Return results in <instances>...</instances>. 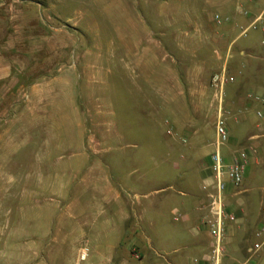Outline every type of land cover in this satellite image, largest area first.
<instances>
[{
	"label": "rangeland",
	"instance_id": "obj_1",
	"mask_svg": "<svg viewBox=\"0 0 264 264\" xmlns=\"http://www.w3.org/2000/svg\"><path fill=\"white\" fill-rule=\"evenodd\" d=\"M149 1L183 7L192 1L203 3L0 0V55L5 53L13 66L10 78L0 80V217L8 211L15 222L18 174L23 173L18 158L22 157L31 168V178L41 177V193L60 207L58 214L61 211L67 226L72 227L73 237L78 236L71 246L54 250L62 253L57 264H101L98 253H107L123 230L112 197L115 193L124 196L127 211L145 210L144 219L138 222L144 233L139 240L145 249L149 240L152 247L166 241L168 235L162 230L182 226L171 214L174 207L180 211L181 200L209 193L201 190L200 168H211L210 152L193 150L201 145L213 149L211 90L200 118L188 120L192 109L189 95L178 98L169 93L170 103H166V90L152 88L141 71L153 72L151 77L158 83L157 74L168 65L178 71L191 68L188 53L198 38L194 43L189 25L151 24L145 8ZM207 11L219 14L229 9ZM201 31L206 37L210 25L202 24ZM257 33L249 30L236 44ZM141 38L154 40L152 53H146L150 48L139 43ZM135 53H146L142 68L136 64ZM230 86L232 83L227 85L226 95ZM232 93L242 91L234 87ZM230 103L226 96L225 104ZM27 107L40 115L38 129L32 134L16 131V116L27 112ZM179 108L183 118H178ZM227 117L233 129L234 116L229 111ZM192 129L200 134L192 135ZM4 131L11 132L10 136L4 138ZM234 140L227 147L246 143L242 136ZM4 193L12 199L4 201ZM207 199L206 212L211 202L209 196ZM153 209L161 212L154 228L147 221ZM205 214H199L196 225L202 228L201 236L208 230L203 224ZM3 228L0 223V241ZM155 249L163 260L172 256ZM138 251L134 246L129 249L133 264H139ZM82 252L85 255L80 258Z\"/></svg>",
	"mask_w": 264,
	"mask_h": 264
},
{
	"label": "crops",
	"instance_id": "obj_2",
	"mask_svg": "<svg viewBox=\"0 0 264 264\" xmlns=\"http://www.w3.org/2000/svg\"><path fill=\"white\" fill-rule=\"evenodd\" d=\"M145 8L148 9L146 16L151 24L189 25L193 28L189 33L193 42L195 43L196 37L198 38V42L188 53L189 61L193 63L191 68L178 71L170 69L168 65L157 74L160 83L158 80L156 83L154 75L151 77L153 72L146 73L145 71L144 73L141 69L145 81L152 88L166 90V98H164L166 103H170L169 93L175 94L178 98L189 95L192 109L187 114L188 120L195 121L204 112V104L210 96L209 90H211V104L213 103V92L210 88L211 76L225 69L226 73L234 79L229 88V94H225V98L226 96L231 98V103L230 105L225 104V107L233 114L236 125L230 129L227 120L228 130L231 141L235 142L234 139L242 136L246 138V143L241 147H223L222 154L227 158L233 150L247 148L250 145L256 146L258 154L250 158L240 188H234L224 179L223 203L226 210L233 213L238 221L226 223L222 261L223 264H264V251L254 256L247 253L252 243L264 237V233L261 238L256 236L264 222V214L261 212L264 203V138L260 140L264 137V104L249 98L250 95L264 98V33L258 31L255 36L239 45L236 44L239 38L244 37L241 34L242 29L246 28L258 14H264V0H203L201 4L198 1H192L189 6L185 7L165 1L157 4L149 1L145 3ZM211 8L229 9V11H221L219 14L210 13L207 10ZM243 11L248 12V15H243ZM215 15H219L224 22L217 24L214 21ZM202 24H209L211 28V33L206 37L201 31ZM262 24H264V17ZM139 43L149 46L150 49L146 53L153 52L154 40L152 38L150 40L141 38ZM210 47L211 53L210 49L208 50ZM144 55L135 53L134 59L140 68L143 66ZM12 67L10 58L5 53L4 56L0 55V80L10 78ZM52 80L55 81L57 78ZM234 87L240 89L242 93L233 95L232 88ZM30 104L36 105L32 101ZM27 109H29L27 112L16 116V121H18L16 131L23 133L27 131L32 134L38 129L37 119L40 115L29 107ZM180 111L179 108L178 118L179 115L183 118V112ZM258 111L263 113V118L259 119L256 116ZM213 120L215 123V116ZM10 134L11 132L7 134V131H4V138ZM199 134L198 129H192V135ZM253 136L258 137L251 140ZM198 141L200 139L195 140V142ZM202 150L211 154L214 148L208 151L205 150V145H201L193 151L200 153ZM197 162L200 166L201 161L198 159ZM18 166L23 168V173L18 174L15 222H11L7 215L8 211L0 217L1 226L4 227V238L0 241V249L4 251L0 254V264H57V258L62 253L54 250L71 246L72 241L78 236L73 237L72 227L67 226L66 218L62 216L61 211L58 214L57 210L60 207L52 204L51 199L45 198L44 193H41L43 190L41 177L37 180L31 178V168L26 165L22 157L18 158ZM200 172L201 190L203 191L205 184L213 183V173L211 168L207 171H202L200 168ZM207 191H209L208 195L203 191L202 195L181 200L179 202L180 211L174 207L171 214L173 215L172 220L180 221L182 226L173 225L171 228L162 230L163 234L168 235L166 241L164 243L159 241L160 243L155 245L157 247H152L149 240V246L146 249L139 240L140 237L143 238L144 233L138 225V222L144 219L145 210L139 212L133 210V213L130 210L127 211L129 204L126 203L124 196L120 193L113 194L112 197L118 204L119 223L120 227L123 226V230L118 229L119 237L114 244L109 246L107 253H98L99 262L110 264L115 261V264H133L132 261L135 258L129 254V249L134 246L139 248V264H208L204 260L210 251L208 230L204 231V235L201 236L202 228L196 226L201 220H199V214L205 212L206 217L208 213L206 212V204L209 202L207 196L213 189L209 187ZM11 196L4 193V201L11 200ZM160 216L161 212L153 209L147 216V221L154 228ZM126 229L128 232H124ZM79 237H84V234H80ZM126 240L129 243L123 244ZM155 248L169 251L168 254L172 256L163 260ZM129 255L131 258L128 257Z\"/></svg>",
	"mask_w": 264,
	"mask_h": 264
},
{
	"label": "built area",
	"instance_id": "obj_3",
	"mask_svg": "<svg viewBox=\"0 0 264 264\" xmlns=\"http://www.w3.org/2000/svg\"><path fill=\"white\" fill-rule=\"evenodd\" d=\"M243 15H248V12L243 11ZM264 14H258L246 28L242 29L241 34L245 36L249 30L260 31L264 33V24H262ZM214 21L217 24L224 22L219 15L214 16ZM234 79L223 69L211 76L210 88L213 92L212 102L215 108V141L213 143L214 150L210 154L211 170L213 173V183L204 185L203 190L211 187L213 193L209 195L211 200L208 214L205 217L204 225L207 226L209 234L210 251L204 258L208 264H223L224 257V239L226 223H236L238 218L226 210L223 203V192L225 189L226 179L234 188L238 189L242 186L247 165L251 157L258 154L256 146L250 145L247 148H238L233 150L229 157L225 158L222 154V148L226 147L230 142V134L227 124L228 109L225 107V86L232 83ZM250 99L264 104V98L258 96H249ZM256 116L261 119L263 113L258 111ZM258 136H253L251 140ZM264 192V188H263ZM261 212L264 214V203L261 207ZM176 220V216H174ZM264 233V222L262 227L257 231L256 236L260 237ZM264 251V237L251 244L247 253L254 256L258 252ZM84 252L80 258H83Z\"/></svg>",
	"mask_w": 264,
	"mask_h": 264
}]
</instances>
